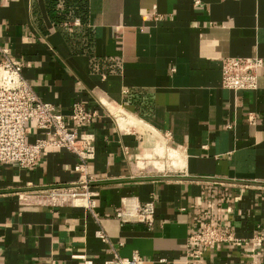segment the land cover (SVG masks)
I'll return each instance as SVG.
<instances>
[{
    "label": "crops",
    "instance_id": "1",
    "mask_svg": "<svg viewBox=\"0 0 264 264\" xmlns=\"http://www.w3.org/2000/svg\"><path fill=\"white\" fill-rule=\"evenodd\" d=\"M1 49L65 117L76 103L96 112L88 174L99 221L80 205L18 199L76 181L75 154L0 162V264H102L113 251L185 264L204 211L248 244L209 249L204 264L247 259L264 233V0H0V61ZM250 56L263 60L257 89L223 88L222 59ZM26 135L42 132L30 122ZM125 197L155 200L152 228L115 216Z\"/></svg>",
    "mask_w": 264,
    "mask_h": 264
},
{
    "label": "built area",
    "instance_id": "2",
    "mask_svg": "<svg viewBox=\"0 0 264 264\" xmlns=\"http://www.w3.org/2000/svg\"><path fill=\"white\" fill-rule=\"evenodd\" d=\"M4 57L0 61V162L16 164L19 167L35 166L41 158V151L46 148L65 149L76 155L78 161L74 171L76 181L44 191L22 192L18 199L24 202H47L50 204L72 203L87 208L95 221H99L96 212L94 193L89 189L92 177L88 174V162L94 158V134L88 129L96 117L95 111H87L76 103L68 116L62 115L56 107L40 99L31 85L22 75V64L17 59L6 56V49H1ZM262 58L225 57L221 63V86L234 91L251 90L258 87V71ZM255 117L250 114L249 121ZM32 122L42 136L29 142L26 126ZM72 123L69 127L68 123ZM155 200L150 198L144 203L134 198L125 197L115 209V216L121 221H138L152 228L154 223ZM96 236L109 243L107 234L99 228ZM226 244L247 246V241L236 236L227 225L215 222L208 211L203 212L199 228L192 232L186 241L185 264H204V253L216 250ZM264 244V233L253 237V244L246 248L247 259L242 264H261L258 257ZM140 256L134 251L130 257L119 256L115 251L112 258L102 264H139ZM90 264V262H89Z\"/></svg>",
    "mask_w": 264,
    "mask_h": 264
},
{
    "label": "rangeland",
    "instance_id": "3",
    "mask_svg": "<svg viewBox=\"0 0 264 264\" xmlns=\"http://www.w3.org/2000/svg\"><path fill=\"white\" fill-rule=\"evenodd\" d=\"M166 153V152H165ZM165 153L163 154V156H165ZM169 154H171L170 156H169ZM168 156H169V159L168 160H170L171 158H174L175 157V154L172 152V151H170L169 153H168Z\"/></svg>",
    "mask_w": 264,
    "mask_h": 264
},
{
    "label": "bare ground",
    "instance_id": "4",
    "mask_svg": "<svg viewBox=\"0 0 264 264\" xmlns=\"http://www.w3.org/2000/svg\"><path fill=\"white\" fill-rule=\"evenodd\" d=\"M179 159H180V158H179ZM173 161H174V160H173ZM173 161H172V162H173Z\"/></svg>",
    "mask_w": 264,
    "mask_h": 264
}]
</instances>
